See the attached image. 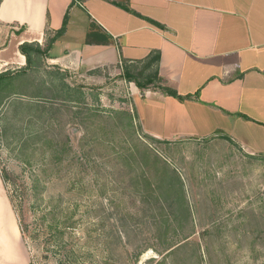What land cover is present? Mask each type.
<instances>
[{
	"label": "rangeland",
	"instance_id": "1",
	"mask_svg": "<svg viewBox=\"0 0 264 264\" xmlns=\"http://www.w3.org/2000/svg\"><path fill=\"white\" fill-rule=\"evenodd\" d=\"M32 54L0 88V177L28 264H264L263 156L222 168L192 146L180 168L185 147L138 121L143 89L124 71L142 81L143 62L70 70Z\"/></svg>",
	"mask_w": 264,
	"mask_h": 264
},
{
	"label": "crops",
	"instance_id": "2",
	"mask_svg": "<svg viewBox=\"0 0 264 264\" xmlns=\"http://www.w3.org/2000/svg\"><path fill=\"white\" fill-rule=\"evenodd\" d=\"M22 44L39 45L49 64L84 71L123 68L158 51V82L190 97L144 89L135 101L142 130L183 145V169L192 146L201 162L222 168L236 151L264 157V0H0V73L25 67ZM0 208L14 229L12 245L0 239V264H28L1 177Z\"/></svg>",
	"mask_w": 264,
	"mask_h": 264
},
{
	"label": "trees",
	"instance_id": "3",
	"mask_svg": "<svg viewBox=\"0 0 264 264\" xmlns=\"http://www.w3.org/2000/svg\"><path fill=\"white\" fill-rule=\"evenodd\" d=\"M73 1H81V0H73ZM121 7L125 8L126 10L128 11H131L133 12V10H131L129 8V6L127 5V3H122L121 4ZM66 18H67V14H65L64 16V20H63V25L62 27L57 30V32L55 33V36H58L60 35L63 31H64V28H65V23H66ZM149 22L153 23L154 25L160 27V28H163V26L161 24H159L158 22L152 20V19H148L146 18ZM95 32H89L88 35L90 36V34H94ZM96 34V33H95ZM109 39H106L105 42H108ZM19 50L22 54L25 55V58H26V64H30L31 63V58L33 56L32 53H37V54H40V53H43L45 54V50H42L39 45H36V46H32V47H29L27 44H22L20 45L19 47ZM158 59H159V53L158 51H153L151 52V54L143 61V67H142V70L140 73L144 72L145 70H148V72L146 73V76L144 77V79L142 81L140 80H137L136 79V76L131 73L129 70L125 69L124 72H126V75L129 79H132L135 81L136 83V86L140 89H146L148 87H156L158 89H160L163 93L165 94H168V95H171L179 100H184L185 98H188L190 97L189 95H186V96H183V95H180L178 94V92L176 91L175 88L171 87L170 85H163L161 83L158 82V74H157V69H156V64L158 62ZM125 66H123V69H124ZM19 71L21 72H24L26 71V68H21ZM17 73V72H16ZM16 73H13L9 70L7 71H4V72H1L0 73V88L1 89H6L7 86L11 85L13 79H14V76L16 75ZM129 124L131 125V120H129ZM150 137V136H149ZM152 138V137H151ZM154 139V138H153ZM2 180L4 181V177L2 176ZM51 216L53 217L54 216V213L51 214ZM58 225V222L57 220H54V226H57ZM18 226H19V230L21 232V236L27 246V240H26V237H25V233H26V225L23 226L22 223L18 222ZM59 234L56 235V237L58 238Z\"/></svg>",
	"mask_w": 264,
	"mask_h": 264
},
{
	"label": "bare ground",
	"instance_id": "4",
	"mask_svg": "<svg viewBox=\"0 0 264 264\" xmlns=\"http://www.w3.org/2000/svg\"><path fill=\"white\" fill-rule=\"evenodd\" d=\"M0 221H1L0 239L3 238L4 240H6L8 243H10L12 245V241L14 239V229H13L12 225H10L6 216L4 214L2 215L1 208H0Z\"/></svg>",
	"mask_w": 264,
	"mask_h": 264
}]
</instances>
